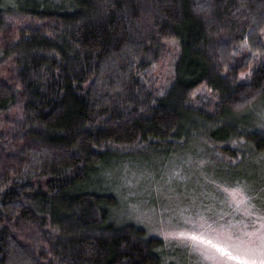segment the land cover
Here are the masks:
<instances>
[{
  "label": "trees",
  "instance_id": "1",
  "mask_svg": "<svg viewBox=\"0 0 264 264\" xmlns=\"http://www.w3.org/2000/svg\"><path fill=\"white\" fill-rule=\"evenodd\" d=\"M261 113L264 0H0V264H170L91 183L188 143L264 211Z\"/></svg>",
  "mask_w": 264,
  "mask_h": 264
},
{
  "label": "rangeland",
  "instance_id": "2",
  "mask_svg": "<svg viewBox=\"0 0 264 264\" xmlns=\"http://www.w3.org/2000/svg\"><path fill=\"white\" fill-rule=\"evenodd\" d=\"M259 119L264 125V113ZM209 155L188 143L159 158L135 160L142 169L134 172L123 159L108 172L102 168L91 187L116 196L115 224L132 223L159 237L167 263L264 264V211L243 190L222 187L220 177L227 174Z\"/></svg>",
  "mask_w": 264,
  "mask_h": 264
}]
</instances>
